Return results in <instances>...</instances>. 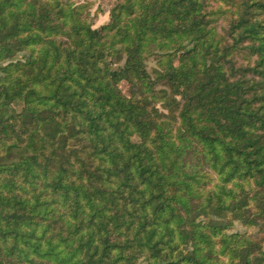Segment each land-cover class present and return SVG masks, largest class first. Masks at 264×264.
Instances as JSON below:
<instances>
[{
  "label": "trees",
  "instance_id": "16d2710c",
  "mask_svg": "<svg viewBox=\"0 0 264 264\" xmlns=\"http://www.w3.org/2000/svg\"><path fill=\"white\" fill-rule=\"evenodd\" d=\"M236 222L264 231V0H116L96 27L0 0V264H264Z\"/></svg>",
  "mask_w": 264,
  "mask_h": 264
},
{
  "label": "rangeland",
  "instance_id": "374dc122",
  "mask_svg": "<svg viewBox=\"0 0 264 264\" xmlns=\"http://www.w3.org/2000/svg\"><path fill=\"white\" fill-rule=\"evenodd\" d=\"M75 3H85L87 5V10L89 12L90 20L92 26L96 27L103 23H106L109 19V9L116 0H71ZM223 22H219L218 25H223ZM147 67L151 70L153 67H156L155 58H148ZM233 230L246 231L252 236H259L264 233L259 231L258 227H245L241 223L236 222L232 228ZM264 246V240H263Z\"/></svg>",
  "mask_w": 264,
  "mask_h": 264
}]
</instances>
